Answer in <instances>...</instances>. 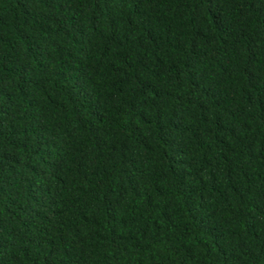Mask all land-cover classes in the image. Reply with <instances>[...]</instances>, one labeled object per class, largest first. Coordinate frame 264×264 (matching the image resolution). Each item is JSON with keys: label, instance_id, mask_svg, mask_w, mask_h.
<instances>
[{"label": "trees", "instance_id": "obj_1", "mask_svg": "<svg viewBox=\"0 0 264 264\" xmlns=\"http://www.w3.org/2000/svg\"><path fill=\"white\" fill-rule=\"evenodd\" d=\"M0 264H264V0H0Z\"/></svg>", "mask_w": 264, "mask_h": 264}]
</instances>
